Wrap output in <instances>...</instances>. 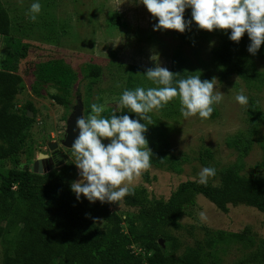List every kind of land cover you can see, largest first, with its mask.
Segmentation results:
<instances>
[{
    "label": "rangeland",
    "instance_id": "rangeland-1",
    "mask_svg": "<svg viewBox=\"0 0 264 264\" xmlns=\"http://www.w3.org/2000/svg\"><path fill=\"white\" fill-rule=\"evenodd\" d=\"M1 1L13 24L10 36L28 45L26 56L18 64L17 73L22 81L11 110L19 114L28 111L32 122L24 141L18 142V152L0 159V171L26 168L31 163L33 166L40 153L52 157L54 153L49 145L54 143L58 145L56 156L64 155L65 163H74L71 149L64 147L62 141L68 119L79 101L85 118L93 103L105 106L101 113L104 117L113 113L120 115L119 96L124 88L129 89L133 78L136 77L137 81H133L137 86L153 87L142 75L143 69L158 63L172 72L177 61L181 69L200 75L202 81L215 77L224 99L214 106V113L206 120L185 119L180 114V104L176 103L154 111L151 115L156 120L158 133L153 141L158 149L172 157V162L164 166L151 164L130 187L144 188L150 201H165L181 182L198 181L197 173L204 167L216 169V175L208 180L214 185L219 184V172L234 164L240 166L243 175L264 177V85L246 82L235 73L225 72L213 56L219 45L214 30L198 29L192 22L184 33L153 31L156 20L142 4H129L128 0H40L41 12L35 22L25 15L33 0ZM190 12L185 10L186 20H191ZM6 48L8 51L3 52V57L0 54V68L8 57L9 47ZM152 56H156L155 61ZM59 60L75 73V81L66 93L55 81L44 82L41 77L47 63L55 64ZM253 62L264 72V55L254 57ZM93 65L101 68L98 77L88 73ZM241 89L248 97L244 106L234 99ZM53 95L65 96L69 104H59ZM254 105L260 111L258 117L254 115L257 112L252 113ZM247 138L250 144L242 154V142ZM74 167L76 174L71 183L80 179ZM109 211V218L95 220L105 232L119 229L126 233L132 227L141 226L140 208L127 206L124 200L109 204ZM200 211L205 213L206 220L199 219ZM233 233H241L243 238L227 237ZM159 244L176 259L188 249L197 248L204 264H264V211L247 203H231L228 211L223 212L198 194L194 203L184 208L177 226L163 227Z\"/></svg>",
    "mask_w": 264,
    "mask_h": 264
},
{
    "label": "trees",
    "instance_id": "trees-1",
    "mask_svg": "<svg viewBox=\"0 0 264 264\" xmlns=\"http://www.w3.org/2000/svg\"><path fill=\"white\" fill-rule=\"evenodd\" d=\"M11 22L9 12L0 0V36H8L5 43L9 47L8 57L0 68V139L3 141L0 144V159L18 152V142L24 141L25 132L32 122L28 111L19 114L11 110L22 81V76L17 73L18 64L28 50V45L10 36ZM230 31L214 30L219 38V45L213 52L215 61L222 65L226 73H235L246 82L264 85V72L259 71L253 62L254 57L264 55V43L252 55L247 51L250 44L247 34L237 43L228 39ZM53 64L49 62L44 67L43 81L53 80L65 93L69 92L75 73L60 60ZM179 65L176 61L172 68V72L178 74L176 79L191 75ZM100 71L98 65H93L88 73L91 77H98ZM133 80L137 81L136 77L130 81L129 89L137 87ZM53 98L59 104H69L63 95H53ZM174 103L179 104V99L169 104ZM28 106L33 111L31 104ZM125 111L122 108L120 115ZM252 113L259 116L257 105L252 107ZM127 114L130 118L135 117L134 113ZM155 122L152 116V124L148 125L144 135L153 154L151 164L164 166L172 162V157L167 156L163 149H158L153 141L158 133ZM242 144L243 154L248 150L250 138ZM239 170L240 166L236 164L222 169L218 185L211 182L204 185L192 180L181 182L165 201H150L144 188L132 187L133 194L126 196L124 203L140 208L138 220L142 227H132L126 233L119 229L105 232L95 223L96 218H109V203L97 201L90 205L84 198L77 201L70 190L71 180L76 174L72 162L44 174L34 173L32 163L26 168L0 171L2 264H204L199 249L190 248L176 259L164 251L159 237L165 225H178L184 208L193 204L198 194L223 212L228 211L231 203H247L264 211V177L243 175ZM230 236L238 240L243 238L241 233L227 237ZM150 250L153 252L149 253Z\"/></svg>",
    "mask_w": 264,
    "mask_h": 264
},
{
    "label": "clouds",
    "instance_id": "clouds-1",
    "mask_svg": "<svg viewBox=\"0 0 264 264\" xmlns=\"http://www.w3.org/2000/svg\"><path fill=\"white\" fill-rule=\"evenodd\" d=\"M129 4L143 5L156 20L153 31L175 30L184 33L194 22L198 29L231 30L228 39L239 42L246 33L250 44L247 51L255 55L264 43V0H128ZM190 9L191 20L184 18ZM41 12L40 0H33L25 15L35 22ZM154 57H150L153 61ZM144 78L153 87L124 88L118 106L125 114L113 113L108 117L103 104L93 103L87 118L80 115L75 120L76 134L71 144V155L78 169L79 180L70 184L77 201L83 196L88 202L119 204L133 194V180L151 167L153 156L145 138L151 114L179 99L180 114L185 119H208L214 106L220 104L224 94L217 87V79L201 80L200 75L176 79L178 74L161 67L147 69ZM241 106L248 97L241 89L234 97ZM127 113H134L130 118ZM143 121V123H141ZM107 140V143L104 141ZM216 175L213 167H204L197 173L198 182L206 185ZM201 221L207 219L200 211Z\"/></svg>",
    "mask_w": 264,
    "mask_h": 264
},
{
    "label": "water",
    "instance_id": "water-1",
    "mask_svg": "<svg viewBox=\"0 0 264 264\" xmlns=\"http://www.w3.org/2000/svg\"><path fill=\"white\" fill-rule=\"evenodd\" d=\"M28 115L31 116L30 113H28ZM80 115H82V104L79 101L68 119L66 136L64 140L62 141V145L68 149H71L70 148L71 144L73 140L75 139L76 134L73 132V128L75 126L76 118L79 117ZM57 146L58 145L54 143V144H50L49 148L53 151V153H55L58 151ZM65 161H66V157H64V160L54 163L53 160L49 158L48 154L40 153L37 156V159L33 163V172L39 173V174L47 173L54 168L62 166L65 163ZM118 203L119 202H117V204Z\"/></svg>",
    "mask_w": 264,
    "mask_h": 264
},
{
    "label": "crops",
    "instance_id": "crops-1",
    "mask_svg": "<svg viewBox=\"0 0 264 264\" xmlns=\"http://www.w3.org/2000/svg\"><path fill=\"white\" fill-rule=\"evenodd\" d=\"M12 29H13V24H12V22H11V31H12ZM11 31H10V33H11ZM7 37L8 36H0V54H1V56L3 57V52L4 51H6V49H7V51H8V48H6L7 46H6V41H7Z\"/></svg>",
    "mask_w": 264,
    "mask_h": 264
},
{
    "label": "flooded vegetation",
    "instance_id": "flooded-vegetation-1",
    "mask_svg": "<svg viewBox=\"0 0 264 264\" xmlns=\"http://www.w3.org/2000/svg\"><path fill=\"white\" fill-rule=\"evenodd\" d=\"M57 154H58V151L55 152L54 154H52V157H49L50 159L53 160L54 163L59 162L61 160H64V157H66V156L63 155L61 158H59L58 156H56Z\"/></svg>",
    "mask_w": 264,
    "mask_h": 264
}]
</instances>
